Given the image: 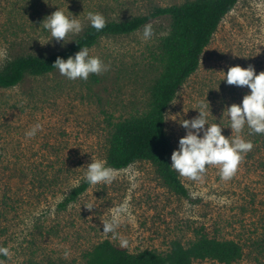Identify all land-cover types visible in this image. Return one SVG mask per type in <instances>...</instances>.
I'll return each instance as SVG.
<instances>
[{"label":"rangeland","instance_id":"rangeland-1","mask_svg":"<svg viewBox=\"0 0 264 264\" xmlns=\"http://www.w3.org/2000/svg\"><path fill=\"white\" fill-rule=\"evenodd\" d=\"M188 1L193 0H0V11L10 7L0 12V30L8 29L0 36V68L23 54L51 56L63 51L89 25V12L127 20L148 15L155 7ZM56 7L66 15H80L83 24V31L70 34L66 44L51 41L41 27ZM151 24L154 35L149 41L142 39L141 29L130 36L104 38L90 49L108 70L87 81H70L57 71L0 90V246L13 253L7 264H83V255L106 240L131 253H167L173 241L188 245L201 230L239 243L244 256L235 264H264V145L247 127L243 138L254 147L243 154L229 181H222L214 166L200 181L179 175L185 197L171 190L152 164L138 162L114 170L110 183L90 186L77 202L61 207L85 183L84 167L92 157L106 161L111 123L146 105L153 57L172 21L166 17ZM235 66L264 72V0H240L205 50L199 70L179 91L178 103L167 112L177 115L176 121L167 120L174 151L187 133L180 121L198 117L201 100L210 105L208 123L221 124L222 134L231 137L230 121L223 113L250 94L246 86L223 81L221 72ZM36 124L41 126L36 136L27 138L25 132ZM125 203L128 214L120 218L117 237L105 236L103 223ZM89 204L94 206L91 211L85 208ZM122 239L127 247L120 246Z\"/></svg>","mask_w":264,"mask_h":264},{"label":"trees","instance_id":"trees-1","mask_svg":"<svg viewBox=\"0 0 264 264\" xmlns=\"http://www.w3.org/2000/svg\"><path fill=\"white\" fill-rule=\"evenodd\" d=\"M239 2L240 0H193L182 5L155 7L145 16L127 20L106 19V27L99 32L89 24L61 52L51 56L27 53L8 59L0 68V90L13 89L27 77L54 74L57 70L52 66L57 58L67 60L74 57L81 47L93 49L104 38L130 36L147 23L166 17L171 19V31L160 39L157 53L153 57L154 77L147 89L148 99L143 111L110 125L112 131L108 140L106 165L114 170H124L138 162H148L155 167L171 190L186 197L187 191L179 174L170 168L174 145L168 136L164 116L182 87L199 70L205 50L221 23ZM5 9L0 12L5 13ZM8 15H13V11L8 12ZM6 30L8 29H1L0 36ZM13 34L14 32L11 33ZM258 137L261 139L257 138V142L264 145V135ZM89 187L85 182L76 188L61 207L66 208L77 202ZM243 256L244 251L239 243L210 237L201 230L188 245L173 241L167 253L156 250L131 253L106 240L83 255V264H196L205 261L235 264Z\"/></svg>","mask_w":264,"mask_h":264},{"label":"clouds","instance_id":"clouds-1","mask_svg":"<svg viewBox=\"0 0 264 264\" xmlns=\"http://www.w3.org/2000/svg\"><path fill=\"white\" fill-rule=\"evenodd\" d=\"M51 15L47 16L41 27L50 34L51 41L57 43L63 41L66 44V38L72 34L76 35L83 31V24L79 16H75L69 10L70 15H66L63 10L56 7ZM90 26L96 31H102L106 27V19L100 13L89 12L86 17ZM154 35L151 23L143 25L142 39L149 41ZM52 68L56 69L61 76L70 81L84 80L87 81L92 74L100 75L108 70V66L95 55L91 54L89 47H81L74 57L67 60L57 58ZM224 74V80L228 85L238 87H247L250 94L245 95L242 103L233 104L227 107L223 113L229 118L232 135L226 138L222 134L225 129L219 123L209 124L207 114L209 110L208 100L198 105V117L192 120H181L180 125L187 130L186 136L179 141L178 150L171 155L170 168L175 170L181 177L188 178L192 181H200L203 174L209 167H216L218 175L222 181H229L235 175L238 165L240 164L243 154L250 152L254 145L250 140L243 138V131L247 127L249 135H264V72L256 73L254 67L247 69L240 66L230 67ZM178 101H173L172 105ZM165 121L177 120V115H166ZM223 119V118H222ZM221 119V121H222ZM207 126V127H205ZM40 125L36 124L30 130L25 132L27 138L35 137ZM84 180L89 186L98 184H107L114 178V169L106 165V161L94 159L86 167ZM89 211L94 206L89 204ZM128 214L127 204H122L115 208L112 218L103 223V234L107 236L112 234V238L117 237L116 229L119 226L120 218ZM121 247H127L126 239L120 240ZM70 253H64L65 258ZM13 253L10 247L0 246V264H7Z\"/></svg>","mask_w":264,"mask_h":264}]
</instances>
